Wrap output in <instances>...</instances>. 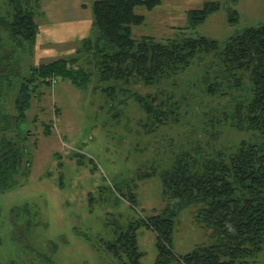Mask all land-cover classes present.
Wrapping results in <instances>:
<instances>
[{
    "label": "rangeland",
    "instance_id": "rangeland-1",
    "mask_svg": "<svg viewBox=\"0 0 264 264\" xmlns=\"http://www.w3.org/2000/svg\"><path fill=\"white\" fill-rule=\"evenodd\" d=\"M39 1V33L31 53L15 49L8 33L0 29V74H7L8 60L13 72L20 68L27 76L31 66L75 55L84 38L94 35V0ZM162 2L152 12L137 9L146 20L133 27V38L149 36L169 43L203 36L225 43L244 29L264 23V0ZM207 2H218L221 9L191 28L188 12ZM230 9L239 14L235 24L229 22ZM0 11L8 16L7 0H0ZM217 63L213 56L202 55L185 71L157 85L115 84L114 99L95 81L85 90L61 78L52 87H41L20 129L0 131V140H13L31 165L29 170L22 169L13 187L0 191L2 264H119L107 247L116 225L157 216L168 206L174 209L176 203L163 195L158 175L172 167L177 156L195 148L203 151L200 158L212 157L215 151L231 153L252 137L224 122L241 92L231 87L232 81L217 77L221 75ZM216 78L222 90L211 95L207 83ZM244 82L249 85L248 75ZM11 84L5 85L9 95L3 111L13 119L19 82L11 77ZM149 95L170 113L165 124L153 126L136 99ZM154 170L157 176L143 177ZM130 193L136 197L135 204ZM199 208L192 205L175 220L173 251L178 255L215 242L212 231L197 221ZM137 234L143 253L140 264H154L157 235L146 227ZM249 260L264 264V248Z\"/></svg>",
    "mask_w": 264,
    "mask_h": 264
},
{
    "label": "trees",
    "instance_id": "trees-1",
    "mask_svg": "<svg viewBox=\"0 0 264 264\" xmlns=\"http://www.w3.org/2000/svg\"><path fill=\"white\" fill-rule=\"evenodd\" d=\"M162 3V0H94V35L82 41L75 55L31 66L27 76L22 75L20 68L13 72L7 60V74H0V131H18L39 89L52 87L58 78L84 90L95 81L114 99L118 91L115 84L157 85L185 71L200 56H213L221 72L217 77L232 81L231 87L241 92V96L234 99L232 112L225 114L224 122L239 132L251 134V139L242 141L231 153L215 151L212 157L200 158L203 151L195 148L192 153L177 156L172 167L158 175L163 195L176 203L174 209L170 206L169 210L168 206L157 216L139 218L126 226L116 225L113 240L107 247L119 264H140L143 253L137 232L146 227L157 235L158 255L154 264H250L249 259L256 258L264 248V23L244 29L225 43L203 36L169 43L157 42L149 36L133 38V27L143 25L146 20L137 9L152 12ZM7 6L8 16H2L0 11V29L8 33L15 49L31 53L39 33L40 1L7 0ZM220 9V3L207 2L199 9L190 10V27L199 26ZM238 21V12L230 9L229 22ZM247 75L249 85L245 86ZM11 77L19 82L13 119L3 111V103L9 95L5 85L12 86ZM216 79L213 83L206 82L211 95L222 90V82ZM3 80L8 82L3 83ZM136 99L153 126L169 120L170 113L164 112L163 104L155 105L156 98L149 95L136 96ZM50 127L46 126L47 134ZM30 167L20 147L11 139L1 138L0 191L13 187L22 169ZM155 175L154 170L143 177ZM130 199L132 204L136 203L134 194L130 193ZM192 205L200 206L197 221L212 231L215 242L178 255L173 251L175 220L181 211Z\"/></svg>",
    "mask_w": 264,
    "mask_h": 264
},
{
    "label": "crops",
    "instance_id": "crops-1",
    "mask_svg": "<svg viewBox=\"0 0 264 264\" xmlns=\"http://www.w3.org/2000/svg\"><path fill=\"white\" fill-rule=\"evenodd\" d=\"M87 37H88V36H87ZM87 37H85V38H87ZM85 38H84V39H85ZM69 54H70V53H69ZM69 54H68V55H69Z\"/></svg>",
    "mask_w": 264,
    "mask_h": 264
}]
</instances>
